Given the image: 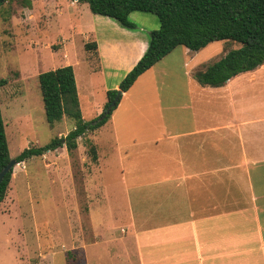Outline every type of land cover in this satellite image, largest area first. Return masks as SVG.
Segmentation results:
<instances>
[{
  "label": "crops",
  "instance_id": "1",
  "mask_svg": "<svg viewBox=\"0 0 264 264\" xmlns=\"http://www.w3.org/2000/svg\"><path fill=\"white\" fill-rule=\"evenodd\" d=\"M93 19L84 27L75 26L84 38L96 42L98 64L94 68L88 63L90 71L117 78L110 87L103 82L105 97L95 110L98 115L106 90L118 87L146 50L153 29H141L143 25L132 20L136 27L128 29L97 14ZM181 49L177 55L169 52L122 93H150L138 103L144 116L120 123L113 117L115 108L97 129L108 127L111 136L104 145L123 165L126 162L118 180L128 210L124 235L117 238L119 254L124 264H264V110L257 115L264 106L257 101L258 92L264 91V63L222 85L202 86L192 76L200 64L188 59V48ZM64 53L63 64L74 70ZM168 55L173 56L166 60ZM175 60L187 68L182 86L169 88V102L163 106L171 113L148 116L154 100L157 107L164 101L157 84L160 76L173 73L168 64ZM178 109L187 110L186 116H178ZM126 123L144 129L133 134ZM119 124L125 128L121 135ZM98 148L101 166L108 151L101 157ZM132 190H140L137 197L131 198ZM95 236L100 237L96 232Z\"/></svg>",
  "mask_w": 264,
  "mask_h": 264
},
{
  "label": "rangeland",
  "instance_id": "2",
  "mask_svg": "<svg viewBox=\"0 0 264 264\" xmlns=\"http://www.w3.org/2000/svg\"><path fill=\"white\" fill-rule=\"evenodd\" d=\"M93 16L88 5L77 0H6L0 6V78L7 81L0 87V108L11 157L23 148L62 137L73 128L74 119L66 114L53 125L47 123L37 78L42 71L63 66L64 52L75 64L82 117L90 120L96 116L100 98L105 97L103 82L110 87L117 78L90 71L89 64L95 68L98 59L84 49L89 40L75 26L93 23ZM129 18L143 25L141 29L159 26L153 13L134 11ZM238 46L229 40L213 41L198 51L187 49V57L203 67ZM181 48L184 46H177L170 54H179ZM168 56L166 60L173 55ZM168 65L173 73L160 76L157 84L164 101L157 107L153 99L155 106H150L148 116H169L170 108L163 106L169 102V88L182 86L187 64L175 60ZM127 96L120 99L113 112L120 123L123 118L144 116L139 105L150 93L142 96L138 89H132ZM257 101L264 103V91L258 92ZM262 110L264 106L259 107L257 115ZM186 113L177 110L178 116ZM124 127L133 128V134L144 129L141 124L126 123ZM125 128L119 124L117 132L121 135ZM109 131L104 127L86 132L77 138V147L71 152L63 145L15 164L0 202V264H124L117 238L124 235L128 210L118 180L126 162L123 165L104 145ZM93 143L99 146L101 157L108 151L101 166L91 158ZM101 181L106 188L101 187ZM138 191L132 190L131 198L137 197ZM99 198L105 200L99 202ZM95 232L99 238L93 237Z\"/></svg>",
  "mask_w": 264,
  "mask_h": 264
},
{
  "label": "trees",
  "instance_id": "3",
  "mask_svg": "<svg viewBox=\"0 0 264 264\" xmlns=\"http://www.w3.org/2000/svg\"><path fill=\"white\" fill-rule=\"evenodd\" d=\"M6 0H0V6ZM86 3L93 14L107 16L120 26L133 29L129 18L134 11L156 15L159 26L148 34V45L133 67L122 77L117 88L106 90V101L101 112L90 120L82 117L74 70L71 64L38 74L45 119L48 124L59 122L66 114L74 119V126L64 136L54 137L41 146L23 148L15 157L16 163L32 156L43 155L60 146L71 152L77 138L106 123L126 92L137 78L177 46L198 51L208 43L229 40L239 44L192 74L202 85L219 86L235 75L256 69L264 63V0H77ZM29 5V2H27ZM84 49L96 55V42L89 40ZM0 78V87L6 84ZM120 92L115 104L107 112L110 102ZM91 158L97 160V148L90 147ZM5 124L0 108V170L10 160ZM10 169L0 181V202L5 197L11 178Z\"/></svg>",
  "mask_w": 264,
  "mask_h": 264
},
{
  "label": "water",
  "instance_id": "4",
  "mask_svg": "<svg viewBox=\"0 0 264 264\" xmlns=\"http://www.w3.org/2000/svg\"><path fill=\"white\" fill-rule=\"evenodd\" d=\"M120 95V92H118V94L115 96V98L110 102L109 106L107 107L106 111L108 112L109 109L115 104L116 100L118 99V96ZM16 161L13 157L10 158V160L8 161V163L3 166L0 170V181L2 180V178L4 177V175L10 170L13 169V167L15 166Z\"/></svg>",
  "mask_w": 264,
  "mask_h": 264
}]
</instances>
